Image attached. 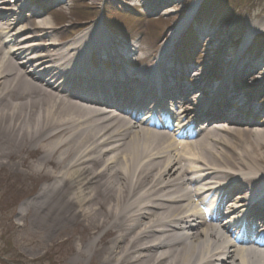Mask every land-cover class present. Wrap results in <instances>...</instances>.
<instances>
[{"label":"bare ground","instance_id":"obj_1","mask_svg":"<svg viewBox=\"0 0 264 264\" xmlns=\"http://www.w3.org/2000/svg\"><path fill=\"white\" fill-rule=\"evenodd\" d=\"M30 2L0 0V174L40 180L18 219L45 242L77 234L73 264H264V129L252 120L231 128L244 114L226 111L230 123L205 121L178 140L218 110L192 104L193 92L213 87L205 74L193 72L189 86L177 79L175 35L145 69L103 71L94 54L102 61L134 48L118 49L101 18L57 41ZM225 84L240 107L253 103ZM166 109L173 127H149ZM247 209L239 228L258 232L242 243L231 232Z\"/></svg>","mask_w":264,"mask_h":264},{"label":"rangeland","instance_id":"obj_2","mask_svg":"<svg viewBox=\"0 0 264 264\" xmlns=\"http://www.w3.org/2000/svg\"><path fill=\"white\" fill-rule=\"evenodd\" d=\"M143 1L31 0L29 7L53 23L57 29V41L60 42L68 41L88 23L100 19L102 10L104 26L108 24L111 27L105 28L112 35L118 49L124 52L127 44L136 46L134 53H124L121 58L114 55L102 61H107L111 66L115 62L127 69L148 67L145 58H155L162 42L172 35L177 37L170 58L189 71L193 68L201 74L206 73L207 78L212 80L215 76L222 79V72L227 70L230 59L237 54V49L251 31L263 30L261 34L255 33L248 41L251 44L246 54H259L264 48V0H201V6L192 12L189 10L193 0H163V4L157 1L155 9H147L145 4L139 6ZM132 2L138 5L135 3L136 6L132 8L128 5ZM145 8L146 13L143 11ZM186 15L191 17L194 27L200 24L196 36L195 29L188 28L192 22L184 24L186 27H179V32H174ZM203 31H206V37L202 36ZM185 37L187 41L182 44ZM92 58L102 68L97 55L94 54ZM191 59L196 60L191 62ZM128 61L134 62L132 68L127 65ZM260 72H264V67ZM260 72L252 74L262 76ZM246 80L250 82L248 76L245 79L248 84ZM251 83L253 85L254 82ZM255 96V100H259L264 107V85L259 96ZM255 118L257 127L264 129V117ZM247 130L245 135L252 139L249 135L251 131ZM39 181L21 175L0 174V264H73L72 249L78 243L77 234L67 231L57 240L45 242L42 234L33 233L27 223L25 225V221L17 217L21 203L37 191ZM66 235H69L68 238Z\"/></svg>","mask_w":264,"mask_h":264}]
</instances>
